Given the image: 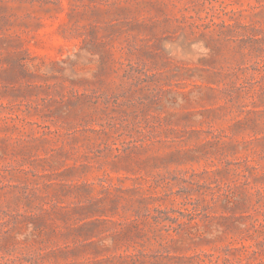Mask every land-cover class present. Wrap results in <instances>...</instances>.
I'll list each match as a JSON object with an SVG mask.
<instances>
[{
    "label": "rangeland",
    "instance_id": "1",
    "mask_svg": "<svg viewBox=\"0 0 264 264\" xmlns=\"http://www.w3.org/2000/svg\"><path fill=\"white\" fill-rule=\"evenodd\" d=\"M0 264H264V0H0Z\"/></svg>",
    "mask_w": 264,
    "mask_h": 264
}]
</instances>
